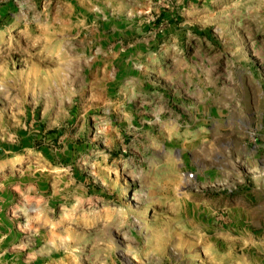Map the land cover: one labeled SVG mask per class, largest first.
Returning <instances> with one entry per match:
<instances>
[{
    "label": "rangeland",
    "instance_id": "obj_1",
    "mask_svg": "<svg viewBox=\"0 0 264 264\" xmlns=\"http://www.w3.org/2000/svg\"><path fill=\"white\" fill-rule=\"evenodd\" d=\"M0 264H264V0H0Z\"/></svg>",
    "mask_w": 264,
    "mask_h": 264
},
{
    "label": "built area",
    "instance_id": "obj_2",
    "mask_svg": "<svg viewBox=\"0 0 264 264\" xmlns=\"http://www.w3.org/2000/svg\"><path fill=\"white\" fill-rule=\"evenodd\" d=\"M185 178L188 180V181H194L196 179V173L195 172H186L185 173Z\"/></svg>",
    "mask_w": 264,
    "mask_h": 264
}]
</instances>
